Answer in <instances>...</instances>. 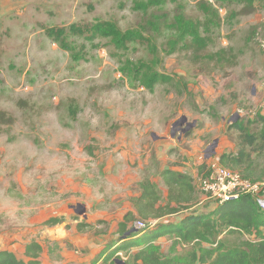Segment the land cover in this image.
Wrapping results in <instances>:
<instances>
[{
	"label": "rangeland",
	"instance_id": "rangeland-1",
	"mask_svg": "<svg viewBox=\"0 0 264 264\" xmlns=\"http://www.w3.org/2000/svg\"><path fill=\"white\" fill-rule=\"evenodd\" d=\"M252 1L244 13L236 0H0V250L23 257L34 239L42 264H92L119 237L142 178L163 199L165 169L199 188L203 155L237 153L240 126L264 133V0ZM178 17L199 26V48ZM101 22L133 32L126 49L92 36ZM139 61L170 81L148 89L123 74ZM245 151L251 169L241 175L264 179L262 142ZM196 190V202L160 223L218 206ZM80 221L91 227L77 231ZM243 238L255 236H220L230 246ZM155 242L163 252L191 245ZM130 253L117 249L115 262Z\"/></svg>",
	"mask_w": 264,
	"mask_h": 264
},
{
	"label": "trees",
	"instance_id": "trees-1",
	"mask_svg": "<svg viewBox=\"0 0 264 264\" xmlns=\"http://www.w3.org/2000/svg\"><path fill=\"white\" fill-rule=\"evenodd\" d=\"M216 1L232 2L235 0ZM236 1L244 3L243 8L245 9H242L244 13L252 10V0ZM138 7L144 9L141 5ZM93 28L92 36L97 34L102 37H110L118 49H126V43L133 40L135 36L131 31L122 32L111 22L97 23ZM177 28L192 37L193 45L200 47L202 37L199 35V26L196 23L178 17ZM121 71L123 74L132 76L139 85L148 89L157 83L170 81L169 76L158 72L152 65L142 61L131 62V64L121 67ZM6 116L5 112L0 111V121L4 122ZM261 118L264 120V117ZM8 120L11 119L8 118ZM238 128L240 147L237 153H224L220 155L219 161L223 166L236 170L245 165L244 170L249 172L251 161H249L250 155L245 151V144L251 146L261 141L264 145V133L252 135L244 132L243 127ZM199 167V171L202 172L204 165L201 164ZM161 176L167 187L166 198L161 197L156 184L148 178H142L137 183L139 195L131 199L134 211L126 212L122 221L118 223L116 233L119 237L109 243L99 255L103 263L117 264L115 262L117 249L124 250L126 253L131 252L124 261L125 264L264 263V210L260 209L250 196H242L237 200L220 204L206 213L185 214L177 222L160 223L163 217L175 215L182 209H188L194 200L195 202L196 199L198 200V192L191 179L186 175L165 169ZM244 176L247 177L248 173ZM152 220H157L154 226L149 225ZM63 221L62 217H50L45 221V224L51 226ZM136 221L145 222V228L130 232V223ZM76 227L78 231H84L91 226L85 222H79ZM127 233V237H124ZM223 233H234L238 236L251 234L255 236V239L243 238L236 245L230 246L220 239ZM160 236L175 237V244L191 245L182 253H176L174 249L163 252L161 246L155 242L156 238ZM42 251V245L33 239L25 245V259L18 258L9 250H0V264H40ZM51 251L52 248L48 247V252ZM103 253L104 255L101 256Z\"/></svg>",
	"mask_w": 264,
	"mask_h": 264
},
{
	"label": "built area",
	"instance_id": "built-area-1",
	"mask_svg": "<svg viewBox=\"0 0 264 264\" xmlns=\"http://www.w3.org/2000/svg\"><path fill=\"white\" fill-rule=\"evenodd\" d=\"M262 46L264 48V40ZM202 158L205 161L202 163L204 169L200 174L198 171L200 185L196 189L205 193L207 202L211 199L220 205L248 195L260 209L264 210V179L251 181L243 177L239 170L223 166L219 157L215 156L214 153L205 154ZM201 202L203 201H198L197 204ZM156 222L157 220H152L149 225L154 226ZM145 226L146 223L143 221L134 223L137 230H141Z\"/></svg>",
	"mask_w": 264,
	"mask_h": 264
},
{
	"label": "crops",
	"instance_id": "crops-1",
	"mask_svg": "<svg viewBox=\"0 0 264 264\" xmlns=\"http://www.w3.org/2000/svg\"><path fill=\"white\" fill-rule=\"evenodd\" d=\"M124 215V214H123ZM122 219H123V216H122V218H121V221H122ZM80 222H85L86 224H88V222L87 221H80ZM63 224H64V226L65 225H68L69 223H59V224H56L57 226H63ZM76 225H77V223L74 225L75 226V229H77V227H76ZM89 225V224H88ZM90 226V225H89ZM117 227H118V225L116 226V229H117ZM87 230V229H86ZM78 231V230H77ZM85 231V230H84ZM79 232H83V231H79ZM115 232H116V230H115ZM117 234V233H116ZM39 242V241H38ZM109 243H107L104 247H103V249L96 255V257H94V259L92 260V264H107V263H103L102 262V259L101 258H99V255L105 250V247L108 245ZM42 245V244H41ZM42 247H43V251H42V253H41V256H40V264H42V255H46V253H47V251H46V249L44 248V246L42 245ZM25 249V248H24ZM124 251V250H123ZM125 252V251H124ZM14 253V252H13ZM15 254V253H14ZM16 255V254H15ZM104 255V253L101 255V256H103ZM18 258H22V259H24L25 257H24V252H23V257H19L18 255H16Z\"/></svg>",
	"mask_w": 264,
	"mask_h": 264
},
{
	"label": "water",
	"instance_id": "water-1",
	"mask_svg": "<svg viewBox=\"0 0 264 264\" xmlns=\"http://www.w3.org/2000/svg\"><path fill=\"white\" fill-rule=\"evenodd\" d=\"M186 119L185 117L182 118V122H184ZM192 126V124H188V128ZM212 151V150H211ZM117 264H125L123 261H119V263L116 261Z\"/></svg>",
	"mask_w": 264,
	"mask_h": 264
}]
</instances>
